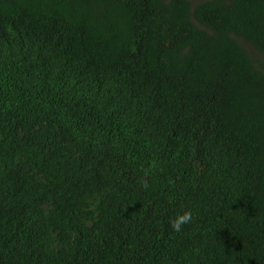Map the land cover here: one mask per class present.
<instances>
[{"label":"trees","instance_id":"trees-1","mask_svg":"<svg viewBox=\"0 0 264 264\" xmlns=\"http://www.w3.org/2000/svg\"><path fill=\"white\" fill-rule=\"evenodd\" d=\"M0 264H264V0H0Z\"/></svg>","mask_w":264,"mask_h":264},{"label":"clouds","instance_id":"clouds-1","mask_svg":"<svg viewBox=\"0 0 264 264\" xmlns=\"http://www.w3.org/2000/svg\"><path fill=\"white\" fill-rule=\"evenodd\" d=\"M193 219V213L189 211L183 212L178 215L171 223V227L175 232H180L184 225L190 223Z\"/></svg>","mask_w":264,"mask_h":264}]
</instances>
